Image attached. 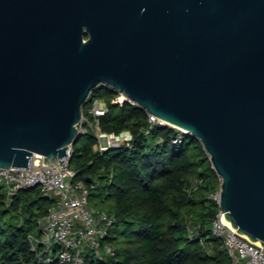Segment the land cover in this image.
<instances>
[{"label":"water","instance_id":"95a60500","mask_svg":"<svg viewBox=\"0 0 264 264\" xmlns=\"http://www.w3.org/2000/svg\"><path fill=\"white\" fill-rule=\"evenodd\" d=\"M99 84L201 142L264 252V0H0V169L60 174Z\"/></svg>","mask_w":264,"mask_h":264},{"label":"trees","instance_id":"16d2710c","mask_svg":"<svg viewBox=\"0 0 264 264\" xmlns=\"http://www.w3.org/2000/svg\"><path fill=\"white\" fill-rule=\"evenodd\" d=\"M115 94L99 84L90 98L108 105L100 129L130 130L132 146L99 152L96 136L87 130L71 148L73 180L95 183L89 200L92 194L100 196L104 211L115 217L101 240V246L115 248V255L87 251L86 264H230L222 240L211 233L219 206L210 195L220 179L201 142L169 125L150 127L145 109L113 104ZM84 115L93 119L85 110ZM52 206L39 187L8 198L0 186V264H58L44 260L54 258L56 250L49 253L31 238H41L38 220Z\"/></svg>","mask_w":264,"mask_h":264},{"label":"built area","instance_id":"2783aa9c","mask_svg":"<svg viewBox=\"0 0 264 264\" xmlns=\"http://www.w3.org/2000/svg\"><path fill=\"white\" fill-rule=\"evenodd\" d=\"M90 95L91 91L86 104L89 103L88 113L93 119L89 120L83 111L82 120L77 126L80 132L86 133V125L89 126L96 136L95 149L99 152L121 146L131 147L133 135L130 130L114 133L100 129L99 118L108 112V105L103 99H91ZM111 103L119 106L125 103L136 104L122 91H116ZM147 115L150 127L166 125L162 120ZM70 157L71 148L67 157L59 160L60 174H53L57 167L43 165L39 155L33 157L26 172L0 169V186L8 198L19 190L39 187L43 195L53 201V206L38 220L41 238L31 237L33 243L39 242L49 253L56 250L55 257L45 258L46 262L56 260L58 264H86L84 254L87 251H93L96 256H114L115 248L109 244L101 246V240L114 226L115 217L89 204V195L96 184L73 180L75 172L70 167ZM211 198L219 203V189ZM211 233L222 240L230 264H264V252L260 246L251 244L245 236L237 234L236 229L225 222L220 209L212 222Z\"/></svg>","mask_w":264,"mask_h":264},{"label":"rangeland","instance_id":"374dc122","mask_svg":"<svg viewBox=\"0 0 264 264\" xmlns=\"http://www.w3.org/2000/svg\"><path fill=\"white\" fill-rule=\"evenodd\" d=\"M84 110H85V112H88L89 111V103H87L84 106ZM86 129L87 130H90L88 125H86ZM84 135H85V133L83 135H81V137H80L81 141H83L85 139V136ZM210 197H211V195H210ZM100 200H101L100 196L95 195V194H92L91 197H90L89 204L92 207L96 208L97 210L104 211V210L107 209L106 206H105L106 204L101 203Z\"/></svg>","mask_w":264,"mask_h":264},{"label":"bare ground","instance_id":"6f19581e","mask_svg":"<svg viewBox=\"0 0 264 264\" xmlns=\"http://www.w3.org/2000/svg\"><path fill=\"white\" fill-rule=\"evenodd\" d=\"M225 222H226L227 224H230L227 220H225Z\"/></svg>","mask_w":264,"mask_h":264}]
</instances>
